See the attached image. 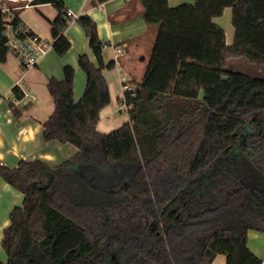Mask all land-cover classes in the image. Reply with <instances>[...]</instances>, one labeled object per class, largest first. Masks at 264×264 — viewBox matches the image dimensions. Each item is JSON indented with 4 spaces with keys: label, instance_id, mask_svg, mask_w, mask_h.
<instances>
[{
    "label": "trees",
    "instance_id": "1",
    "mask_svg": "<svg viewBox=\"0 0 264 264\" xmlns=\"http://www.w3.org/2000/svg\"><path fill=\"white\" fill-rule=\"evenodd\" d=\"M42 2L59 9L52 45L63 56L72 46L70 17L62 0H32ZM140 2L158 33L139 88L124 94L129 120L109 133L97 127L111 102L103 68L116 61L104 62L106 42L83 14L76 21L97 62L79 57L87 81L78 102L73 65L49 79L55 109L43 130L45 141L78 151L55 166L40 158L13 168L0 161V175L24 194L4 229L8 260L0 264H211L219 237L246 245L249 230L264 232V0ZM227 7L231 44L214 20ZM10 26L25 25L0 0V61L9 54ZM33 35L15 33L18 40ZM235 58L260 75L232 69ZM13 92L24 96L18 84Z\"/></svg>",
    "mask_w": 264,
    "mask_h": 264
},
{
    "label": "crops",
    "instance_id": "2",
    "mask_svg": "<svg viewBox=\"0 0 264 264\" xmlns=\"http://www.w3.org/2000/svg\"><path fill=\"white\" fill-rule=\"evenodd\" d=\"M4 1L19 10L27 29L47 42L48 46L39 56L38 62L27 68H23L22 60L12 52H9L5 61H0V161L13 168L22 159L40 158L55 166L75 154L78 147L72 143L44 140V122L55 109V100L48 89L49 79H62L64 65H73V93L75 102H78L87 81L79 57L87 54L94 62H97V58L85 29L78 21L69 23L65 29V35L72 43L71 48L63 56L56 52L52 45L55 39L51 28L59 15V9L53 3ZM62 1L66 10L79 15L90 14L96 20L99 35L106 42L104 62L116 61L114 67L103 68L109 83L111 102L102 109L97 126L99 131L109 133L129 120L128 107L124 102V85H139L155 44L158 25L145 21L140 0H107L98 5H93L90 0ZM194 1L169 0L171 6ZM223 15L214 20L225 29L226 41L231 44L235 33L232 8L227 7ZM116 48L120 49L118 54ZM17 84L24 91L21 99L16 98L13 92ZM23 201L24 194L0 175V257L4 261L8 260L2 245L4 229L10 224L11 210L22 205ZM212 250L215 255L211 264H264V232L249 230L246 245L227 236L219 237Z\"/></svg>",
    "mask_w": 264,
    "mask_h": 264
},
{
    "label": "built area",
    "instance_id": "3",
    "mask_svg": "<svg viewBox=\"0 0 264 264\" xmlns=\"http://www.w3.org/2000/svg\"><path fill=\"white\" fill-rule=\"evenodd\" d=\"M6 9H10V8L6 7ZM67 14L70 17V23L75 22L80 16L79 14L73 13L70 10H67ZM16 30L25 31L27 30V27L19 26L18 29H14L10 26L8 28L7 32L10 38L9 52L16 54L22 60V64H25L28 67L31 65H35L38 62L41 53L48 46V43L43 41L37 35L28 36L25 40H18L15 37ZM115 52L116 54H118L120 52V49L116 48ZM124 87H125V92L129 91L132 93V95H135L136 90L139 88L138 85L132 83H126ZM125 105L127 104L125 103Z\"/></svg>",
    "mask_w": 264,
    "mask_h": 264
},
{
    "label": "rangeland",
    "instance_id": "4",
    "mask_svg": "<svg viewBox=\"0 0 264 264\" xmlns=\"http://www.w3.org/2000/svg\"><path fill=\"white\" fill-rule=\"evenodd\" d=\"M222 16H225V15H222ZM230 66L232 69L242 70L251 75H260V71L257 69L256 65L251 63L245 58L231 59ZM124 113L127 114V111L124 110Z\"/></svg>",
    "mask_w": 264,
    "mask_h": 264
}]
</instances>
